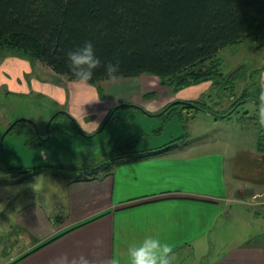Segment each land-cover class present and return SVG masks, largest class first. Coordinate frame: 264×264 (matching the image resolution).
<instances>
[{
  "label": "crops",
  "instance_id": "crops-1",
  "mask_svg": "<svg viewBox=\"0 0 264 264\" xmlns=\"http://www.w3.org/2000/svg\"><path fill=\"white\" fill-rule=\"evenodd\" d=\"M259 68L262 80L264 66ZM75 83V98L82 88L87 94L93 91L88 84L89 89L85 83ZM207 86V82L194 84L193 88L202 89L189 96L181 91L178 99L193 100ZM87 96L89 102L97 101L93 94ZM107 111L86 123L78 119L79 111L70 113L89 134L107 122ZM260 131L256 129L252 145L243 146L240 154L212 146L201 150L202 145L183 141L156 156L125 157L98 178L61 175L53 201L30 202L16 211L15 223L7 224L20 233L16 254L0 263L60 264L58 258L67 253L68 264L81 254L91 264H107L114 253L126 254L124 242L132 235L140 239L145 231L159 227L161 237L173 245V264H264V137ZM165 144L156 139L132 151ZM50 158L43 154V159ZM237 200L248 206L229 207ZM223 225H231L227 233ZM98 238L102 243H97Z\"/></svg>",
  "mask_w": 264,
  "mask_h": 264
},
{
  "label": "rangeland",
  "instance_id": "rangeland-1",
  "mask_svg": "<svg viewBox=\"0 0 264 264\" xmlns=\"http://www.w3.org/2000/svg\"><path fill=\"white\" fill-rule=\"evenodd\" d=\"M262 41L264 38L246 39L223 47L218 58L223 61L225 74H237L235 89L226 92L209 80L206 82L210 86L193 100L204 101L216 110H228L233 100L240 97L250 71L264 66ZM243 64L247 65L246 69ZM75 82L79 80H70L54 72L41 60L33 63L15 55L2 56L0 51V138L7 129L5 124L8 120L18 118L35 121L42 133L50 136L37 147L26 146L24 137L13 132L5 135L2 145L0 142V262L16 254L20 233L18 227L7 226L15 223L16 211L23 210L30 202L48 204L53 201L52 194L60 186L61 175L74 172L67 170L98 165L132 144L133 147L142 146L156 139L167 143L177 137H187L185 143L189 142L190 145H202L201 150L212 146L213 150L228 154L234 150L232 152L240 154L243 146L252 145L256 129H262L256 119L255 101L239 102L237 110L229 118H216L196 108L184 109L185 104L180 101L187 100L178 99L179 95L184 93L189 96L202 87L193 88L191 85L176 90L173 84L164 82L152 73L119 77L115 81L105 79L96 84L80 81V84L85 83L93 88L91 93L88 92L97 100L93 102H89L92 99L84 88L80 94L77 93V98L73 97ZM261 82L256 91L257 97L264 91V79ZM233 95L235 97L231 98ZM128 103L132 105H125ZM168 104L171 105L169 113L159 114ZM73 109L80 112L82 116H76L85 123L86 120L99 118L103 115V109H108L105 116L107 122L94 133H83L81 122L70 113ZM154 110L158 114L153 115ZM58 111L65 113L55 116ZM44 153L51 155V158L43 159ZM47 164L64 168L59 170L62 174L55 173L58 170H51L47 174L9 173L1 167L28 168ZM75 174L83 175L80 172L71 175L75 177ZM245 206L248 205L237 200L229 207L240 209ZM223 228L227 229V233L231 225H223Z\"/></svg>",
  "mask_w": 264,
  "mask_h": 264
},
{
  "label": "trees",
  "instance_id": "trees-1",
  "mask_svg": "<svg viewBox=\"0 0 264 264\" xmlns=\"http://www.w3.org/2000/svg\"><path fill=\"white\" fill-rule=\"evenodd\" d=\"M261 38H264V0H0L2 56L15 55L33 63L41 60L70 80L77 79L69 69L67 52L91 40L102 61H119L117 78L152 73L173 84L176 90L212 80L228 92L235 89L237 74L223 72L219 51L242 40ZM261 70L258 67L250 71L240 97L233 100L228 110H216L199 100H187L184 109L212 110L229 118L239 102L256 100L258 104L256 91L262 85ZM105 79L108 78L101 65L88 82L96 84ZM170 108L168 104L159 114L169 113ZM59 113L65 112L58 111L55 116ZM110 114L113 116L112 110ZM7 129L6 135L12 132L22 135L28 147L40 146L49 138L35 121L27 118L12 120ZM260 137H264V128ZM183 141L184 137H177L161 147L139 152L132 151V144L98 165L67 171L83 174L77 175L76 180L98 178L125 157L156 156ZM1 167L9 173L34 174L45 170H58L55 173L61 174L59 170L64 169L54 164Z\"/></svg>",
  "mask_w": 264,
  "mask_h": 264
},
{
  "label": "clouds",
  "instance_id": "clouds-1",
  "mask_svg": "<svg viewBox=\"0 0 264 264\" xmlns=\"http://www.w3.org/2000/svg\"><path fill=\"white\" fill-rule=\"evenodd\" d=\"M67 62L74 78L79 81H90L95 75V70L103 65L106 77L115 81L120 72L119 61L104 62L96 54L95 44L91 40H85L67 52ZM257 105L258 125L264 128V91L259 93ZM159 227L151 231H145L142 238L137 239L132 235L125 241L127 252L113 254L107 264H173V245L160 235ZM97 243L102 240L97 239ZM60 264H68L69 256L65 253L58 258ZM71 264H91L88 256L81 254L71 257Z\"/></svg>",
  "mask_w": 264,
  "mask_h": 264
},
{
  "label": "water",
  "instance_id": "water-1",
  "mask_svg": "<svg viewBox=\"0 0 264 264\" xmlns=\"http://www.w3.org/2000/svg\"><path fill=\"white\" fill-rule=\"evenodd\" d=\"M260 45H264V42H261L260 43ZM254 99H257V98H255L254 97ZM183 105L185 104V103H183V102H185V101H180ZM239 104V103H238ZM182 108H183V106H182ZM231 112H232V110H231ZM209 113L210 114H212V115H214L215 117H224L225 116V114H220V113H217V112H214V111H209ZM110 118V117H109ZM8 130L9 129H7L5 132H4V134H3V136L1 137V139H0V142H1V145L3 144V138H4V136L6 135V133L8 132ZM2 148H0V150H1Z\"/></svg>",
  "mask_w": 264,
  "mask_h": 264
},
{
  "label": "flooded vegetation",
  "instance_id": "flooded-vegetation-1",
  "mask_svg": "<svg viewBox=\"0 0 264 264\" xmlns=\"http://www.w3.org/2000/svg\"><path fill=\"white\" fill-rule=\"evenodd\" d=\"M243 67H244V64H243Z\"/></svg>",
  "mask_w": 264,
  "mask_h": 264
}]
</instances>
